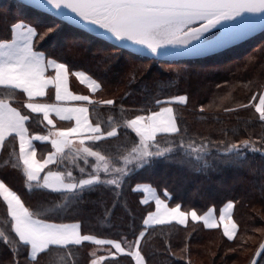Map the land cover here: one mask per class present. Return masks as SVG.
<instances>
[{"label":"trees","instance_id":"trees-1","mask_svg":"<svg viewBox=\"0 0 264 264\" xmlns=\"http://www.w3.org/2000/svg\"><path fill=\"white\" fill-rule=\"evenodd\" d=\"M17 20L31 23L40 31L59 25L43 40L37 38L36 50L66 62L71 71L86 72L101 84L96 99H112L113 105L97 103L90 107L89 117L92 123L99 122L103 130H110V117L115 121L130 119L158 107L155 103L158 99L183 94L186 101L173 104L180 135L159 134L158 138L162 142L178 143L180 136H184L186 141L196 144L202 139L210 142L207 168L183 158L179 152L169 158H155L150 164L134 168L120 188L100 185L86 190L79 199L70 202L68 209L53 210L40 218L58 223L80 222L83 234L102 239L126 237L133 241L145 230L143 219L153 210L152 203H141L142 193L134 191L136 184L151 185L161 197L167 189L171 196L169 206L181 203L182 210L194 208L200 214L210 207L218 211L232 200L231 214L237 224L233 239L226 238L220 227L207 228L199 221L190 220L185 225L168 222L148 226L139 250L144 264H234L243 248L249 247L251 252L245 263L249 264L256 249L249 239L257 236L256 230H264V155L246 149L247 159L233 162L219 149L243 139H253L258 147H264L259 143L264 137V121L249 103L264 82V30L203 58L163 61L118 48L21 2L0 0V38H10V25ZM65 39L67 42L63 44ZM20 109L30 115L27 122L30 135L46 132L39 115L21 106ZM135 139V133L121 126L115 137L96 146L106 154L116 155ZM36 148L40 158L50 149L39 143ZM13 149L18 155L17 140L7 138L0 150V179L34 211L52 208L62 197L51 190H28L22 168L13 167ZM68 160L65 156L48 167L60 171L71 169L80 177L78 168ZM78 163L90 170V165L82 160ZM106 209L110 210L107 216ZM6 219V204L0 198V228L5 231ZM108 247L83 242L66 250L67 254L60 251L42 254L36 264H90L95 258L93 253L105 256L106 264H135L126 253L108 256ZM26 256V251L21 249L14 257L12 245L0 240V264L17 261L29 264ZM258 261L264 264V258L259 257Z\"/></svg>","mask_w":264,"mask_h":264},{"label":"snow or ice","instance_id":"snow-or-ice-1","mask_svg":"<svg viewBox=\"0 0 264 264\" xmlns=\"http://www.w3.org/2000/svg\"><path fill=\"white\" fill-rule=\"evenodd\" d=\"M30 6L54 13L55 17L66 22L90 29L102 38L114 40L118 46L134 49L141 54L147 51L154 57L198 55L222 46L232 39H238L257 28L264 29V0H25ZM223 22V23H222ZM219 25L220 37L208 39L204 34ZM55 25L40 31L31 23L17 20L10 25V38H0V148L7 138L14 137L19 143L16 155L11 156L13 167L22 168L28 190H51L62 199L52 208L27 207L22 198L3 179H0V198L6 204L7 219L0 228V240L12 245L13 256L20 250L26 251L29 264H36L39 256L47 252H66L83 242L107 245V255L115 257L120 253L130 255L136 264H143L139 250L141 238L147 226L176 221L181 225L192 221H203L208 228L217 226L214 209L208 208L203 214L193 208L182 210V204L169 206L171 196L164 190V197L151 185H137L134 191H144L146 197L141 203L154 201L155 210L148 211L143 219L145 230L139 232L133 241L126 237L102 239L95 235L83 234L80 222L58 223L40 217L53 210H66L70 202L79 199L80 194L100 185H115L120 188L134 168L150 164L155 158H169L181 153L183 158L194 160L204 168L209 166L206 159L210 155V142L202 139L196 144L180 136L174 140L160 141L158 134L180 135L174 117V102L183 103L185 95H174L155 101L158 111H147L130 119L115 121L109 118L110 130H103L99 122L90 121V105H113L112 99L94 100L91 95H80L69 90V76H75L86 84L91 93L101 88V84L84 71H70L66 62L52 58L44 51L36 50L38 39L43 40L55 30ZM48 70L54 74L49 75ZM55 89V103L32 102L46 95V89ZM27 97L22 107L30 113L42 114V120L51 126L47 134H29L27 122L30 115L14 107L12 100L17 91ZM255 99V96L254 98ZM77 101L79 103H66ZM253 103V101H249ZM204 106L201 105V108ZM238 107H243L239 105ZM259 118L264 121V91L259 93L255 104ZM229 109H225L228 111ZM123 112V107L121 108ZM55 114L60 120L74 122L70 127H56L52 118ZM123 126L135 133L136 139L123 152L116 155L104 153L96 145L105 139L115 137ZM50 142L52 151L38 159L33 141ZM221 144L224 141L220 142ZM264 145V137L260 138ZM259 151L264 155V147H258L253 139L236 140L219 151L229 160L241 162L247 159L244 150ZM65 156L81 173L80 177L71 169L52 170L48 166L61 162ZM82 160L90 165V170L80 166ZM202 162V163H201ZM87 171V174L85 172ZM234 202L229 200L220 210L219 223L223 234L231 240L237 233V224L231 211ZM110 210L106 209L105 215ZM11 236V239H10ZM114 249L115 251H112ZM256 254L264 258V240L256 249ZM90 264L105 262V256L95 253ZM253 264H259L254 256ZM16 264H19L17 261Z\"/></svg>","mask_w":264,"mask_h":264},{"label":"crops","instance_id":"crops-1","mask_svg":"<svg viewBox=\"0 0 264 264\" xmlns=\"http://www.w3.org/2000/svg\"><path fill=\"white\" fill-rule=\"evenodd\" d=\"M71 71V70H70ZM72 71H76V70H72ZM82 71V70H80ZM49 75H53L54 73L51 71V70H48V73ZM69 90L76 93V94H80V95H91L94 100L98 101L95 97V94L96 92L99 90H97L95 93H91L90 90L88 89L87 85L86 84H82L80 83L79 80H77V78L75 76H72L70 75L69 76ZM27 100V97L23 96V94L18 90L17 93L15 94L14 96V99L11 101L13 106L14 107H17V108H20V106L22 107V105L24 104V102ZM32 102H38V103H55V89L53 86H49L48 89H46V95L45 97H42V98H35ZM66 103H79L77 101H69V102H66ZM174 103H179V102H174ZM173 103V104H174ZM97 103L93 104V105H90V107L96 105ZM173 104H172V107H173ZM181 104V103H179ZM163 106H167V105H159L158 107L152 109V110H149V111H158L159 110V107H163ZM174 109V107H173ZM26 111L30 112V110H27L25 109ZM35 114V113H34ZM41 117L42 119V114H37ZM175 117V116H174ZM52 118L55 122V126L56 127H70L72 125V123L74 122H70V121H65V120H60L58 117L55 116V114L53 113L52 114ZM43 121V120H42ZM91 121V120H90ZM43 123L45 124V126L47 127V130L45 133H42V134H47L48 133V130L51 126L47 125V122L46 121H43ZM57 123H62L61 126L58 125ZM159 135V134H158ZM17 143H18V140H17ZM36 143H39L40 145L42 146H46L48 145L50 147L49 150H47L44 154H42V157H38L37 155V148H36ZM33 145L34 147L36 148V155H37V158L38 159H42L43 157H45L47 155V153L49 151H52V148H51V144L50 142H45V141H33ZM18 149H19V143H18ZM1 150V148H0ZM137 185H141V188H143L144 186H147L148 184H145V183H140V184H136L134 188H136ZM153 188V187H152ZM154 189V188H153ZM142 193V196H141V200L144 199L146 197V194L144 191H139ZM157 192V191H156ZM148 203H152L153 204V210H155V204H154V201H149ZM146 204V203H144ZM226 204V203H225ZM224 206V205H223ZM222 206V207H223ZM221 207V208H222ZM220 208V210H221ZM204 214V213H203ZM201 214V215H203ZM215 215V213H213ZM215 217L217 218V226L216 227H221V229L223 230V225L219 223V216L218 215H215ZM191 220V217L188 218L187 222ZM168 222H176V221H168ZM168 222H165V223H168ZM201 222L203 225V221H199ZM67 223H73V222H67ZM178 223V222H176ZM179 224V223H178ZM181 225V224H180ZM185 225V224H184ZM151 226V225H149ZM205 226V225H204ZM148 227V226H147ZM206 227V226H205ZM208 228V227H207ZM112 251H115L114 249ZM120 254H125V253H120ZM134 263L136 264V261L133 259ZM144 264V262H143Z\"/></svg>","mask_w":264,"mask_h":264},{"label":"water","instance_id":"water-1","mask_svg":"<svg viewBox=\"0 0 264 264\" xmlns=\"http://www.w3.org/2000/svg\"><path fill=\"white\" fill-rule=\"evenodd\" d=\"M14 1H18V2H21V3L25 4V5L30 6L29 4H27L25 2V0H14ZM30 7H32V6H30ZM32 8H34V7H32ZM34 9H36V8H34ZM37 10L55 17L54 13H49V12H47L45 10H40V9H37ZM57 19H59V18H57ZM59 20L63 21L62 19H59ZM63 22H65L68 25H71V26H73L75 28L81 29V30H83V31H85V32H87V33H89V34H91V35H93V36H95V37H97L99 39H102V40H104V41H106V42H108V43H110V44H112V45H114V46H116L118 48L124 49V50L129 51V52H131L133 54H136V55H139V56L148 57V58H154V59H157V60H163V61H175V60L192 59V58H203V57H206V56H209V55H212V54H216V53H218L220 51H223V50H225V49H227V48H229V47H231V46H233V45H235V44H237V43H239V42H241V41H243V40H245V39H247V38H249V37H251V36H253L255 34H257V33H259L260 31L264 30V29L257 28L256 30H254L252 32H249L247 35H244V36H242V37H240L238 39L229 40L228 42L224 43L220 47H216V48H213L211 50L202 52V53H200L198 55L170 56V57L157 58V57H154L151 53H148L147 51H145L144 53L138 54V53L135 52L134 49L120 47V46L117 45V43L114 40H109L107 38H102L97 33L92 32L90 29H85V28L81 27L80 25L73 24L71 22H66V21H63ZM209 31L215 32V34L213 36L209 37L208 39H212L214 37H220L221 36V30H220L219 25H217V27H215L213 29H210ZM254 256L256 257V260H258V258L260 257V256H258L256 254V251H255L253 257ZM249 264H253V260L252 259H251Z\"/></svg>","mask_w":264,"mask_h":264},{"label":"rangeland","instance_id":"rangeland-1","mask_svg":"<svg viewBox=\"0 0 264 264\" xmlns=\"http://www.w3.org/2000/svg\"><path fill=\"white\" fill-rule=\"evenodd\" d=\"M56 27H55V29L57 28V27H59V25H55ZM215 34V32H211V31H209V32H207V33H205L204 35L206 36V37H211V36H213ZM59 38V37H58ZM60 39H62V36H60ZM67 41H66V39L63 41V44L64 43H66ZM58 47H60V46H58ZM167 68V67H166ZM261 91H264V82L262 83V86H261V88H260V90H258V92H256V94L254 95L255 96V99H253L252 98V100L251 101H253V103H251V105H252V107H253V109L256 111V108H255V104L256 103H258L259 102V93L261 92ZM181 95H183V94H181ZM184 103V102H183ZM182 104V103H181ZM258 113V112H257ZM143 114H145V113H143ZM258 115H259V113H258ZM66 158L68 159L69 157L68 156H66ZM69 162H70V160H68ZM72 164V163H71ZM156 190V189H155ZM158 193V192H157ZM161 198H164V197H161ZM227 203V202H226ZM205 213V212H204ZM214 213H215V215H220V209L218 210V211H214ZM231 213H232V211H231ZM198 214H200V213H198ZM203 214V213H202ZM232 215V214H231ZM233 219V218H232ZM234 221V220H233ZM235 222V221H234ZM236 223V222H235ZM221 228V227H220ZM221 231L223 232V230L221 229ZM256 232L257 233H255V234H257V236H252L250 239H249V243H250V245H253L254 246V248H255V246H256V249L259 247V244H260V242L262 241V240H264V230L262 231V232H260L259 231V229L258 230H256ZM235 237V236H234ZM233 237V238H234ZM227 238V237H226ZM232 238V239H233ZM253 248V249H254ZM256 249H255V251H256ZM255 251H254V253H255ZM251 252V248H249V247H246V248H243V251H242V253H240L239 255H238V258H237V261L234 263V264H245L247 261V257H248V255H249V253ZM254 253H253V255H254ZM259 259V258H258Z\"/></svg>","mask_w":264,"mask_h":264}]
</instances>
